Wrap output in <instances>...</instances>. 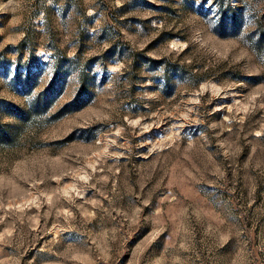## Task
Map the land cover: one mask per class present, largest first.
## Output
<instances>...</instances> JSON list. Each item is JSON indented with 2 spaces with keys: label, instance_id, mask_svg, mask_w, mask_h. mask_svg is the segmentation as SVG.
Listing matches in <instances>:
<instances>
[{
  "label": "rangeland",
  "instance_id": "rangeland-1",
  "mask_svg": "<svg viewBox=\"0 0 264 264\" xmlns=\"http://www.w3.org/2000/svg\"><path fill=\"white\" fill-rule=\"evenodd\" d=\"M0 264H264V0H0Z\"/></svg>",
  "mask_w": 264,
  "mask_h": 264
}]
</instances>
